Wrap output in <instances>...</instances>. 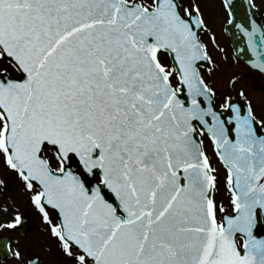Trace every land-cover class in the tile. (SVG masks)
Masks as SVG:
<instances>
[{"label": "snow or ice", "instance_id": "6c2138e0", "mask_svg": "<svg viewBox=\"0 0 264 264\" xmlns=\"http://www.w3.org/2000/svg\"><path fill=\"white\" fill-rule=\"evenodd\" d=\"M202 3L0 0V264H264V22L221 92Z\"/></svg>", "mask_w": 264, "mask_h": 264}, {"label": "rangeland", "instance_id": "374dc122", "mask_svg": "<svg viewBox=\"0 0 264 264\" xmlns=\"http://www.w3.org/2000/svg\"><path fill=\"white\" fill-rule=\"evenodd\" d=\"M202 7L204 9V13H205L206 17L209 19L211 27L216 32V34L219 38L221 46L227 47L226 39H224V34L221 31L223 28L224 22H225V16H224L222 9L220 8L219 0H203ZM207 35L208 34H206V33L204 34L205 39H207ZM216 57L220 63V69L217 71L214 79L216 80L217 87L221 90V92L228 91L229 90L228 89V83L226 82V80H228L229 76L235 72V69L237 67L234 65L232 66V64H233L232 61L230 62L229 60L225 61L224 59H222L223 58L222 53H220V52H216ZM224 61H225V63H223ZM236 71H238V69ZM255 82H257L256 79H255ZM256 92H258V91H256ZM256 92H254L253 95L256 97V100L259 103V101L261 99V93H256ZM209 154L213 155L211 147H209ZM214 163H215V161H214ZM215 164L217 167H219V165L217 163H215ZM10 194L14 195V196L18 195V193L12 189H10ZM221 196H225V193L222 192ZM21 200L23 202V198H21ZM27 214L30 216V219L34 223H36V225H37L36 226V234L39 235L38 230L40 227H42L40 220H39V217L32 210H29ZM40 238L43 239L44 237L41 236ZM21 241L23 242V237H21ZM4 264H15V261L9 260L7 262H4Z\"/></svg>", "mask_w": 264, "mask_h": 264}, {"label": "water", "instance_id": "95a60500", "mask_svg": "<svg viewBox=\"0 0 264 264\" xmlns=\"http://www.w3.org/2000/svg\"><path fill=\"white\" fill-rule=\"evenodd\" d=\"M237 2H238L242 7H246V6H247V0H237ZM255 16H256V18H257V20H258L259 22H262L261 18L258 16V14L256 13V11H255ZM226 34H227L228 37H230V39H231L232 46H233V48H234V52H235V48H236V47H244V40H245V38L242 37V36L240 35L239 32H236V33H235V36H233L232 31L226 32ZM252 58H254V57L252 56L251 52H248L247 56H244V57L241 58V61H242L245 65H247L244 61H246L247 59H252Z\"/></svg>", "mask_w": 264, "mask_h": 264}, {"label": "flooded vegetation", "instance_id": "af4514ba", "mask_svg": "<svg viewBox=\"0 0 264 264\" xmlns=\"http://www.w3.org/2000/svg\"><path fill=\"white\" fill-rule=\"evenodd\" d=\"M257 11L261 15V17H262V19L264 21V0H257ZM227 47H228V50H229L230 49V42L228 40H227ZM235 62H237V61L235 60ZM244 72L248 73L247 70H245ZM245 73H242V74H245Z\"/></svg>", "mask_w": 264, "mask_h": 264}]
</instances>
